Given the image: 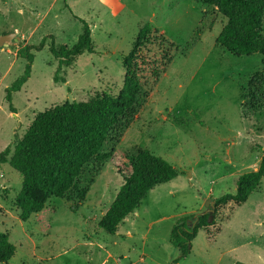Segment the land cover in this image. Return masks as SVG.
I'll list each match as a JSON object with an SVG mask.
<instances>
[{
	"label": "rangeland",
	"instance_id": "obj_1",
	"mask_svg": "<svg viewBox=\"0 0 264 264\" xmlns=\"http://www.w3.org/2000/svg\"><path fill=\"white\" fill-rule=\"evenodd\" d=\"M81 19L93 28L96 52L78 56L57 82L49 38L34 51L28 81L12 93L11 111L6 90L27 63L18 48L47 34L56 45H73ZM225 22L199 0H0V35L20 37L0 47V151L13 148L36 114L55 104L116 95L125 78L122 57L146 23L175 45L143 50L138 113L111 133L103 150L114 149L112 157L86 165L84 201L51 197L23 221L14 203L23 176L9 162L0 165V231L16 246L4 264H264V177L245 203L220 208L216 224L199 229L186 257L178 258L171 242L174 225L205 211L208 198L236 193L239 176L258 167L264 150V54L237 56L218 45ZM254 76L258 84L250 89ZM139 148L169 161L178 175L151 189L109 233L99 222L124 182L122 156Z\"/></svg>",
	"mask_w": 264,
	"mask_h": 264
},
{
	"label": "trees",
	"instance_id": "obj_2",
	"mask_svg": "<svg viewBox=\"0 0 264 264\" xmlns=\"http://www.w3.org/2000/svg\"><path fill=\"white\" fill-rule=\"evenodd\" d=\"M216 8L225 18L216 43L230 53L241 56L264 54V0H199ZM82 32L73 45H56L53 34H47L39 44L25 43L17 55L26 58L23 74L7 87L6 98L11 111H15L12 93L21 90L32 73L34 51L42 50L47 40L52 41L49 51L58 60L55 81L59 72L69 67L81 54L96 52L90 24L81 19ZM155 42L170 48L161 32L146 23L136 36L128 54L122 57L125 68L123 87L116 94L102 92L86 101H64L36 114L14 147L8 145L0 151V165L9 162L23 176L22 187L14 199L20 210V219L27 221L42 211L51 197L65 198L71 194L84 201L89 185H80V176L93 160L105 162L114 149L104 151L111 133L120 132L123 123L128 126L138 113V99L143 94L142 52ZM166 62L170 57L165 54ZM166 66H164L165 69ZM153 74L158 80V71ZM258 75V74H257ZM258 77V76H257ZM254 76L250 81L257 85ZM124 182L112 204L103 215L99 226L109 233H116L120 223L140 207L143 199L155 186L166 183L178 175V170L166 159L149 149L139 148L123 154L118 170ZM264 177V150L256 169L242 173L237 180L236 193H227L215 199V211L200 217L193 224L182 218L173 227L171 242L180 251V257L190 253V243L200 228L216 224L220 208L234 203L242 205L261 186ZM94 180H91L93 183ZM195 220V219H194ZM16 252L9 233L0 231V264L9 262ZM178 258L174 259V263ZM236 264H248L238 261Z\"/></svg>",
	"mask_w": 264,
	"mask_h": 264
},
{
	"label": "water",
	"instance_id": "obj_3",
	"mask_svg": "<svg viewBox=\"0 0 264 264\" xmlns=\"http://www.w3.org/2000/svg\"><path fill=\"white\" fill-rule=\"evenodd\" d=\"M13 40H20V37H17L16 33H8V34H2L0 35V47H5L8 46ZM215 200H213L212 198H208L207 199V203L206 206L208 207L205 211L198 213L197 215H195L194 219H189V221H192L193 224L199 222L200 217L204 214L207 213H213L215 211Z\"/></svg>",
	"mask_w": 264,
	"mask_h": 264
},
{
	"label": "crops",
	"instance_id": "obj_4",
	"mask_svg": "<svg viewBox=\"0 0 264 264\" xmlns=\"http://www.w3.org/2000/svg\"><path fill=\"white\" fill-rule=\"evenodd\" d=\"M92 32H93V28H92ZM258 165H259V164H258ZM256 168H257V167H256ZM256 168H255V169H256ZM251 195H252V194H251ZM249 198H250V197H249ZM176 264H179V263H176Z\"/></svg>",
	"mask_w": 264,
	"mask_h": 264
}]
</instances>
